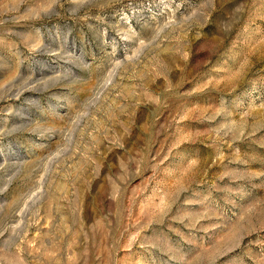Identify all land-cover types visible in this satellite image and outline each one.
Listing matches in <instances>:
<instances>
[{
    "label": "rangeland",
    "instance_id": "1",
    "mask_svg": "<svg viewBox=\"0 0 264 264\" xmlns=\"http://www.w3.org/2000/svg\"><path fill=\"white\" fill-rule=\"evenodd\" d=\"M0 264H264V0H0Z\"/></svg>",
    "mask_w": 264,
    "mask_h": 264
}]
</instances>
